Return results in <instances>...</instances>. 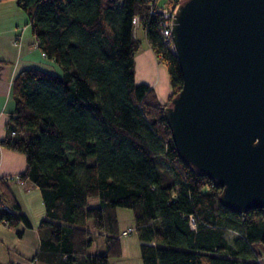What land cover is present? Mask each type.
<instances>
[{
  "label": "trees",
  "instance_id": "16d2710c",
  "mask_svg": "<svg viewBox=\"0 0 264 264\" xmlns=\"http://www.w3.org/2000/svg\"><path fill=\"white\" fill-rule=\"evenodd\" d=\"M153 2L17 0L31 15L39 48L61 68L60 74L19 72L2 142L25 155L20 177L41 193L37 259L43 264H110L121 255L118 208L133 212L143 264H263L264 210L225 209L221 189L178 156L164 108L183 77L162 43ZM136 17L169 72L166 103L136 81L142 45ZM0 202V225L30 227L6 178H0ZM102 237L105 252L90 254Z\"/></svg>",
  "mask_w": 264,
  "mask_h": 264
},
{
  "label": "water",
  "instance_id": "95a60500",
  "mask_svg": "<svg viewBox=\"0 0 264 264\" xmlns=\"http://www.w3.org/2000/svg\"><path fill=\"white\" fill-rule=\"evenodd\" d=\"M172 40L183 85L164 118L179 158L225 209L264 210V0H183Z\"/></svg>",
  "mask_w": 264,
  "mask_h": 264
},
{
  "label": "crops",
  "instance_id": "0c3cea01",
  "mask_svg": "<svg viewBox=\"0 0 264 264\" xmlns=\"http://www.w3.org/2000/svg\"><path fill=\"white\" fill-rule=\"evenodd\" d=\"M30 22V13L21 9L17 0H0V178L9 180L21 212L30 223V227L20 223L13 229L0 225V264H43L37 259L41 236L39 224L45 217L41 193L31 181L22 179L23 184H20L15 180L14 177L23 173L27 167L26 157L2 144L8 135L10 117L16 108L11 88L19 72L27 68H38L60 74L54 61L47 58L39 48L31 32ZM135 35L142 44L135 58L136 81L151 86L159 100L166 103L171 95L167 67L160 63L148 45L144 30L142 38L137 33ZM91 203L97 204L98 201L92 199ZM1 206L3 204L0 202ZM116 213L121 255L111 257L110 264H143L141 240L135 230L133 212L118 208ZM128 229H132V232L123 236L122 232ZM105 250V238L102 237L95 241L89 253L100 254ZM260 260L264 264V254Z\"/></svg>",
  "mask_w": 264,
  "mask_h": 264
},
{
  "label": "built area",
  "instance_id": "2783aa9c",
  "mask_svg": "<svg viewBox=\"0 0 264 264\" xmlns=\"http://www.w3.org/2000/svg\"><path fill=\"white\" fill-rule=\"evenodd\" d=\"M151 5L150 12L153 15H158L159 20L157 22L158 30L161 36L162 43L165 47L169 48L172 53H174L175 48L172 40V26H173V20L176 16L177 9L179 6V3L176 1L171 2L168 5H159L155 2ZM134 26H135V34L137 29L139 28V18L134 19ZM14 134V132H12ZM18 183L23 184L22 178L20 175L14 177ZM194 226V223H192ZM128 231L122 232L123 235L127 234Z\"/></svg>",
  "mask_w": 264,
  "mask_h": 264
},
{
  "label": "rangeland",
  "instance_id": "374dc122",
  "mask_svg": "<svg viewBox=\"0 0 264 264\" xmlns=\"http://www.w3.org/2000/svg\"><path fill=\"white\" fill-rule=\"evenodd\" d=\"M174 0H156L155 2L157 3V4H159V5H168V4H170V2H173ZM175 1H177V0H175ZM137 34H138V37H140V38H142V29H140V30H137V32H136ZM56 68L57 69H59L60 70V72H61V68L58 66V65H56ZM125 231H128V233L127 234H125V235H128L130 232H132V229H128V230H125ZM123 235V234H122ZM125 235H123V236H125ZM99 239H97L96 238V241H98ZM97 243V242H96ZM92 248V247H91ZM93 248H96L95 246L93 247Z\"/></svg>",
  "mask_w": 264,
  "mask_h": 264
}]
</instances>
